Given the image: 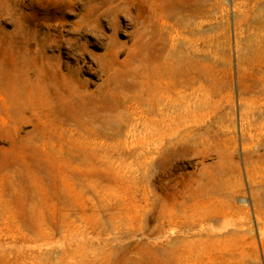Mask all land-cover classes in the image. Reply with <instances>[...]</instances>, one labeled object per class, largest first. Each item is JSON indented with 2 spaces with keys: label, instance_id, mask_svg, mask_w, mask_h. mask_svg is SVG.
I'll list each match as a JSON object with an SVG mask.
<instances>
[{
  "label": "rangeland",
  "instance_id": "rangeland-1",
  "mask_svg": "<svg viewBox=\"0 0 264 264\" xmlns=\"http://www.w3.org/2000/svg\"><path fill=\"white\" fill-rule=\"evenodd\" d=\"M0 264H264V0H0Z\"/></svg>",
  "mask_w": 264,
  "mask_h": 264
}]
</instances>
